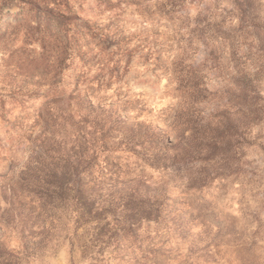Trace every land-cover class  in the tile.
Returning a JSON list of instances; mask_svg holds the SVG:
<instances>
[{
  "label": "rangeland",
  "instance_id": "1",
  "mask_svg": "<svg viewBox=\"0 0 264 264\" xmlns=\"http://www.w3.org/2000/svg\"><path fill=\"white\" fill-rule=\"evenodd\" d=\"M0 264H264V0H0Z\"/></svg>",
  "mask_w": 264,
  "mask_h": 264
}]
</instances>
